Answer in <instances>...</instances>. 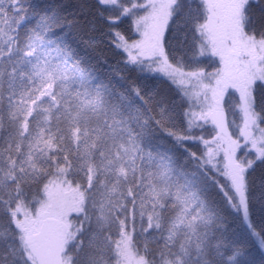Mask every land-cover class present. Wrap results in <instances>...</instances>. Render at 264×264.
Wrapping results in <instances>:
<instances>
[{
	"label": "snow or ice",
	"instance_id": "snow-or-ice-1",
	"mask_svg": "<svg viewBox=\"0 0 264 264\" xmlns=\"http://www.w3.org/2000/svg\"><path fill=\"white\" fill-rule=\"evenodd\" d=\"M69 7L0 0V264H264V0Z\"/></svg>",
	"mask_w": 264,
	"mask_h": 264
},
{
	"label": "trees",
	"instance_id": "trees-1",
	"mask_svg": "<svg viewBox=\"0 0 264 264\" xmlns=\"http://www.w3.org/2000/svg\"><path fill=\"white\" fill-rule=\"evenodd\" d=\"M62 2L67 3L70 5L68 11H78L79 8L78 6L80 4H84L85 6L91 5L94 3V0H62ZM91 37L96 38V45L92 48L87 49L88 54L93 56L94 58L98 59H104V58H109L112 59L115 55L114 50L108 43L107 37L101 36L99 32H91L88 31L87 28H82V30L77 31V39L84 41L88 40ZM84 45L82 44V47ZM254 176L258 177L259 176V169L257 170L256 173H254ZM253 220L259 224V216L255 215L253 216Z\"/></svg>",
	"mask_w": 264,
	"mask_h": 264
}]
</instances>
